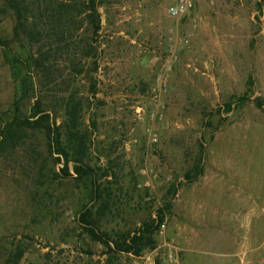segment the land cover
Instances as JSON below:
<instances>
[{
  "label": "rangeland",
  "instance_id": "1",
  "mask_svg": "<svg viewBox=\"0 0 264 264\" xmlns=\"http://www.w3.org/2000/svg\"><path fill=\"white\" fill-rule=\"evenodd\" d=\"M100 1L98 36L90 40L80 15L69 18L43 79L0 0V132L16 105L26 117L38 98L63 133L74 95L85 161L104 196L90 200V180L72 161L65 173L45 128L16 129V143L0 149V264H134L92 240L80 212L92 208L97 230L119 240L166 203L155 246L172 242L182 264H264V0H195L176 18L166 11L175 0ZM68 2L74 14L81 7ZM25 74L36 83L28 95ZM251 211L261 220L239 233L236 217ZM245 237L261 256L244 257Z\"/></svg>",
  "mask_w": 264,
  "mask_h": 264
},
{
  "label": "trees",
  "instance_id": "2",
  "mask_svg": "<svg viewBox=\"0 0 264 264\" xmlns=\"http://www.w3.org/2000/svg\"><path fill=\"white\" fill-rule=\"evenodd\" d=\"M6 7L14 16V33L19 36L23 34L27 37L30 47V56L25 63L30 62L33 68L41 73L43 79L49 78L53 73L55 52H61L65 48V25L69 18L80 15L82 21L86 24L90 40H94L102 28L100 0H80V8L74 14L72 8L74 5L68 0H5ZM54 37L55 47H45L43 37ZM37 43V54L32 52L31 46ZM94 43L87 44L86 53H92L95 50ZM95 45V44H94ZM18 61V57L15 56ZM22 62V59H20ZM19 62V61H18ZM94 69H97V62L94 61ZM25 74L21 79L22 95L33 93L35 90V80L32 75ZM91 91L96 92V85L91 84ZM247 98L240 96L238 103H244ZM71 105L66 107L67 119L65 118L63 125L65 131L62 133L59 126L50 123V117L41 107V101L36 98L33 102L30 115L26 117L19 116V105L15 107V115L0 132V149L5 145L16 143L15 130L18 128L38 129L45 128L48 136V144L51 150L57 155L63 157L65 163V173L69 175L67 163L73 162V170L79 176H86L91 183V201H102L104 199L102 188L100 189L93 170L85 161L88 146L86 135L77 128L79 112L81 111L79 102L71 95ZM17 104V103H16ZM260 104V102L258 103ZM68 105V103H67ZM232 110V103H225V111ZM62 135L65 136L64 140ZM200 167L195 169L193 173L185 174L187 179H193L200 173ZM176 187L173 186L175 191ZM106 206V205H105ZM169 203L164 204L157 211V218L143 222L132 232L120 235L119 240L112 239L104 233H100L95 224L96 216H93L92 208L84 207L78 217V222L83 226L89 237L94 241H99L112 252L132 253L138 255L145 248H153L156 244L154 233L161 224L163 219L162 212L169 207ZM23 249L21 246L16 248L17 258H20ZM17 262V261H16Z\"/></svg>",
  "mask_w": 264,
  "mask_h": 264
},
{
  "label": "built area",
  "instance_id": "3",
  "mask_svg": "<svg viewBox=\"0 0 264 264\" xmlns=\"http://www.w3.org/2000/svg\"><path fill=\"white\" fill-rule=\"evenodd\" d=\"M196 7L195 0H175L167 7V14L176 18L187 13ZM161 223L159 228H163ZM161 231V230H160ZM165 245V247H162ZM155 246L153 249L144 251L138 255L128 253L127 255L134 260V264H182L180 250L172 242Z\"/></svg>",
  "mask_w": 264,
  "mask_h": 264
},
{
  "label": "crops",
  "instance_id": "4",
  "mask_svg": "<svg viewBox=\"0 0 264 264\" xmlns=\"http://www.w3.org/2000/svg\"><path fill=\"white\" fill-rule=\"evenodd\" d=\"M261 215H262V213L257 214V216H253V212L251 211V213H248L247 216L246 215L237 216L236 217L237 218V222H236L237 226L235 229L237 231H239V233H240L241 230L247 229L249 227V225L252 224L254 218H255V220H257L258 216H260V220H261ZM245 240L247 242L244 241L245 247H246V249L243 251L244 257H249V256H254V255H255V257L261 256L260 251H259V248L261 245L260 246L252 245L250 243V239H247L246 237H245ZM230 254L234 255L233 253H230ZM240 254L242 255V251H240Z\"/></svg>",
  "mask_w": 264,
  "mask_h": 264
}]
</instances>
